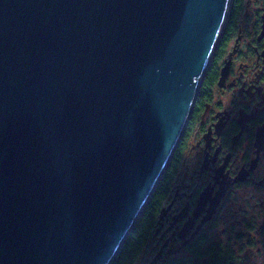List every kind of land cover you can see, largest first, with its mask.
Wrapping results in <instances>:
<instances>
[{
    "label": "water",
    "instance_id": "95a60500",
    "mask_svg": "<svg viewBox=\"0 0 264 264\" xmlns=\"http://www.w3.org/2000/svg\"><path fill=\"white\" fill-rule=\"evenodd\" d=\"M232 1L0 0V264L114 263Z\"/></svg>",
    "mask_w": 264,
    "mask_h": 264
},
{
    "label": "flooded vegetation",
    "instance_id": "af4514ba",
    "mask_svg": "<svg viewBox=\"0 0 264 264\" xmlns=\"http://www.w3.org/2000/svg\"><path fill=\"white\" fill-rule=\"evenodd\" d=\"M146 264H264V0H233L144 215Z\"/></svg>",
    "mask_w": 264,
    "mask_h": 264
},
{
    "label": "trees",
    "instance_id": "16d2710c",
    "mask_svg": "<svg viewBox=\"0 0 264 264\" xmlns=\"http://www.w3.org/2000/svg\"><path fill=\"white\" fill-rule=\"evenodd\" d=\"M176 155V154H175ZM169 169V168H168ZM168 172V170H167ZM167 172L165 173L163 179L165 178ZM163 179L161 183L159 184L157 190L160 188ZM157 190L155 194L153 195V198L157 194ZM153 198L150 203L153 202ZM149 206L147 207V209ZM147 209L145 210L144 214L141 216L138 223L135 225L133 231L131 232L129 238L127 239L126 243L124 244L123 248L121 249L120 253L118 254L116 260L113 264H131L133 261V258L139 254L140 250H143L145 247L143 245L144 243V237L146 235L145 228H146V221L144 219V215L147 212ZM146 264V263H143ZM176 264V263H175ZM185 264V263H183Z\"/></svg>",
    "mask_w": 264,
    "mask_h": 264
},
{
    "label": "rangeland",
    "instance_id": "374dc122",
    "mask_svg": "<svg viewBox=\"0 0 264 264\" xmlns=\"http://www.w3.org/2000/svg\"><path fill=\"white\" fill-rule=\"evenodd\" d=\"M149 257L148 249L144 248L143 250H140L139 254H137L134 258L131 264H143L145 263V259ZM177 261V258L171 259L168 264H175Z\"/></svg>",
    "mask_w": 264,
    "mask_h": 264
}]
</instances>
